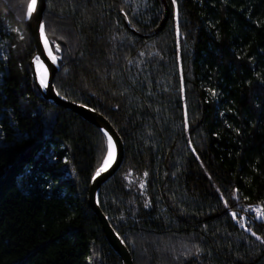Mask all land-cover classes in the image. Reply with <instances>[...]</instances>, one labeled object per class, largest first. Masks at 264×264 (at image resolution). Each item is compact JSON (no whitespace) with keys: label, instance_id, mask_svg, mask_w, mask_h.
Returning <instances> with one entry per match:
<instances>
[{"label":"trees","instance_id":"16d2710c","mask_svg":"<svg viewBox=\"0 0 264 264\" xmlns=\"http://www.w3.org/2000/svg\"><path fill=\"white\" fill-rule=\"evenodd\" d=\"M29 2L0 0V264H122L87 206L107 140L39 96ZM43 25L57 93L124 144L98 201L134 264H264V0H46Z\"/></svg>","mask_w":264,"mask_h":264},{"label":"water","instance_id":"95a60500","mask_svg":"<svg viewBox=\"0 0 264 264\" xmlns=\"http://www.w3.org/2000/svg\"><path fill=\"white\" fill-rule=\"evenodd\" d=\"M45 5L46 0H37L35 11L32 13L31 17H29L27 14L28 7L25 16V24L30 32L34 48L33 55L28 62L33 84L38 90L39 96L43 100L78 115L81 119L96 127L103 135L105 132H107L108 135L111 136L115 150V159L112 161L111 167H109L106 171L102 172L99 176H96V178L93 179L96 174L95 172L94 176L92 177L88 188L87 206L97 218L101 225L106 241L113 251L119 256L122 264H134L130 252L125 246L124 242L112 229L107 218L101 212L98 201L101 186L116 173L123 162L124 144L119 134L102 115L88 107L70 102L57 93L54 87V77L58 72L57 58L52 53L48 43L47 48L45 47L46 37L42 38L40 33V25L43 24ZM53 58H55V62H53ZM36 64L41 65L44 70V76L48 84L47 88L41 87V84L39 83L38 75L35 71ZM105 138L108 141V137L105 136Z\"/></svg>","mask_w":264,"mask_h":264},{"label":"snow or ice","instance_id":"6c2138e0","mask_svg":"<svg viewBox=\"0 0 264 264\" xmlns=\"http://www.w3.org/2000/svg\"><path fill=\"white\" fill-rule=\"evenodd\" d=\"M37 4V0H31V2L28 5V16L31 17L32 13L35 11V7ZM40 33H41V37L44 38L45 37V26L43 24L40 25ZM47 40L45 39V47L47 48ZM56 51H59V48L56 49ZM53 62H55V58H53ZM41 87L47 88L48 84L46 82V79H41ZM105 136L108 137V147H109V152L108 155L104 158L103 163L101 165L100 168H98V170L96 171L95 176L93 177V179L96 178V176H99L102 172L106 171L109 167H111L112 161L115 159V150H114V145H113V141L111 136L108 135L107 132L104 133ZM143 187V185H141ZM233 218L235 219L236 216L235 214H233ZM261 218H264V216H262ZM259 239V237H257Z\"/></svg>","mask_w":264,"mask_h":264},{"label":"bare ground","instance_id":"6f19581e","mask_svg":"<svg viewBox=\"0 0 264 264\" xmlns=\"http://www.w3.org/2000/svg\"><path fill=\"white\" fill-rule=\"evenodd\" d=\"M35 71H36V74L38 75V80H39V83L41 84V79L43 78V79H45V76H44V70H43V68H42V66L41 65H39V64H36L35 65ZM108 152H109V149L107 150V154H106V156L108 155ZM105 156V157H106Z\"/></svg>","mask_w":264,"mask_h":264},{"label":"built area","instance_id":"2783aa9c","mask_svg":"<svg viewBox=\"0 0 264 264\" xmlns=\"http://www.w3.org/2000/svg\"><path fill=\"white\" fill-rule=\"evenodd\" d=\"M244 210H246L249 214L251 215H255L257 217H260L262 215L261 211L259 208H248V207H244Z\"/></svg>","mask_w":264,"mask_h":264}]
</instances>
